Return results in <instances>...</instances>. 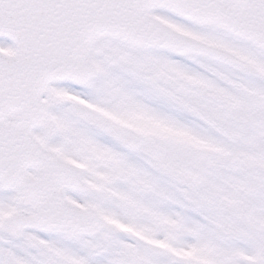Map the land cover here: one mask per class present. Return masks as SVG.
Listing matches in <instances>:
<instances>
[{"label":"snow or ice","instance_id":"obj_1","mask_svg":"<svg viewBox=\"0 0 264 264\" xmlns=\"http://www.w3.org/2000/svg\"><path fill=\"white\" fill-rule=\"evenodd\" d=\"M0 264H264V0H0Z\"/></svg>","mask_w":264,"mask_h":264}]
</instances>
